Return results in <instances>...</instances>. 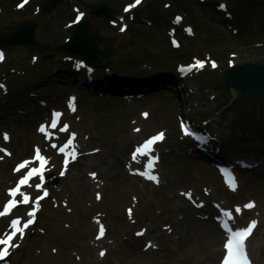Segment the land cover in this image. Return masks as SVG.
Here are the masks:
<instances>
[{"label": "rangeland", "instance_id": "374dc122", "mask_svg": "<svg viewBox=\"0 0 264 264\" xmlns=\"http://www.w3.org/2000/svg\"><path fill=\"white\" fill-rule=\"evenodd\" d=\"M218 1L64 0L42 14L44 0H0V32L32 19L39 24L36 39L51 46L41 53L14 45L0 49V81L8 93L35 83L47 101L40 105L20 91L21 104L28 107L0 110V212L15 201L0 216V239L16 232L0 251L7 248L10 264H222L226 234L215 247L212 229L218 232L227 215L240 227L252 226L249 253L253 264H264V136L246 121L250 135L240 134L229 111L239 91L225 89L211 72L206 75L214 62L217 74L246 62L264 65V17L243 28L213 11ZM96 3L111 6L115 21L90 16ZM79 20L117 38L115 53L106 60L116 70L101 71L100 77L115 73L123 89L127 81L149 86L148 77L162 82L132 94L110 86L100 95L73 89L63 73L69 62L53 48L70 37V25ZM197 61L204 66L192 68ZM179 65L187 68L185 78ZM58 66L63 80L38 78ZM17 97L0 89L5 107ZM180 120L214 130L225 157L246 164L236 170L239 188L225 185L214 160L201 158L200 148L181 135ZM69 135L78 157L60 151ZM209 137L210 147L219 144ZM153 140H160L153 150L137 151ZM37 150L45 158L44 180L33 175L20 185L41 164ZM49 173L59 177L57 185L45 182ZM38 184L43 186L37 189ZM16 187L20 193L13 197ZM29 219L34 222L24 228ZM13 220L20 222L16 228ZM259 246L262 252L255 251Z\"/></svg>", "mask_w": 264, "mask_h": 264}, {"label": "water", "instance_id": "95a60500", "mask_svg": "<svg viewBox=\"0 0 264 264\" xmlns=\"http://www.w3.org/2000/svg\"><path fill=\"white\" fill-rule=\"evenodd\" d=\"M62 0H46L43 4V12H51ZM112 8L104 3H98L92 7L91 16H103L106 19H112ZM37 24L31 21L26 22L23 26L7 33H0V46L6 48L10 45L31 47L36 50H45L49 47L47 44L39 43L35 40L34 35ZM70 32L72 37L68 43L58 47V50L68 55L84 59L89 65L96 68L106 66L103 61L113 53L112 44L114 38L103 37L98 34L89 21H83L74 25ZM107 44L105 50L99 49V44ZM224 82L228 87L238 88L245 93L258 94L264 96V66L254 63H245L228 70L224 75ZM59 178L49 176L48 182L57 185ZM0 264H10L8 258L0 260Z\"/></svg>", "mask_w": 264, "mask_h": 264}, {"label": "trees", "instance_id": "16d2710c", "mask_svg": "<svg viewBox=\"0 0 264 264\" xmlns=\"http://www.w3.org/2000/svg\"><path fill=\"white\" fill-rule=\"evenodd\" d=\"M236 6V14L238 24L240 26H247L252 18H262L264 17V0H234ZM251 106H249L248 113L244 114V109L241 106L236 108V117L238 118V127L242 128L245 125L244 117H247L248 124L254 129H264V100L259 96H250V98H245L246 101L255 100ZM261 104L262 106H259Z\"/></svg>", "mask_w": 264, "mask_h": 264}, {"label": "snow or ice", "instance_id": "6c2138e0", "mask_svg": "<svg viewBox=\"0 0 264 264\" xmlns=\"http://www.w3.org/2000/svg\"><path fill=\"white\" fill-rule=\"evenodd\" d=\"M136 3H137V4L140 3V0H136ZM222 7H223V6H222ZM203 66H204L203 62H201V61H197L196 64L192 65L191 67H192V68H195V67H203ZM189 70H191V69H189ZM57 115H59V114H57ZM51 127H52V128H56V127H57V123H56L55 121H53ZM66 127H67V126H65V128H66ZM40 130H41L42 132H44L46 129H45V128H41ZM61 130L63 131L64 129H61ZM5 139H7V136H5ZM162 139H163V138H161V140H162ZM157 141H160V140H153L152 143H151V145H153L154 142H157ZM151 145H150V146H151ZM150 146H147V147H146L145 144H143L142 149H141V148H138L137 151L147 150V149H149ZM53 147H55V145H53ZM60 151H61V152H64V151H65V147L60 148ZM36 159L41 161L40 166H39V167H33V168L31 169V171H29L28 174H27L26 176H24V178H23L22 180H20V185H25V184H27L28 181L33 177V175H38V176H40V178H41L42 181L44 180L43 172H44V169H45V165H44L43 161H44L45 158L39 154V150H37ZM22 165H23V164H22ZM23 167H25V165H23L22 168H23ZM61 175H63V172L61 173ZM148 179L153 180V181H156V180L158 179V177H157L156 175H149V176H148ZM42 186H43L42 184H38V185H36L37 189H40ZM233 187H235V185H233ZM18 193H20V188H19V187L13 188V189L11 190V195H12L13 197H15ZM43 196H44V197L48 196V192H47V191H44ZM42 198H43V197H41V199H42ZM28 200H29V197L25 195V196H24V203H27ZM14 204H15V201H14V200H13V201H10V202H9V206H8V208H5L3 212H0V216L5 215V214L8 212L9 208L12 207ZM37 207H39V203H38V202H37ZM31 215L34 216L35 213H34V212L31 213ZM33 222H34V221H33L32 219H29V220L27 221V223L24 225V228H27L28 225H31ZM19 223H20L19 220H13V221H12V225H13L14 228H16V227L19 225ZM224 227H225V228L228 227L227 222L225 223ZM21 231H22V229H21ZM15 235H16V232L14 231V232L12 233V235H10V236L7 237V239H0V245H10V243H11V241H12V239L14 238ZM237 250H239V246H237ZM7 255H8V250H7V248H5L3 251H0V258H3V257H5V256H7Z\"/></svg>", "mask_w": 264, "mask_h": 264}, {"label": "bare ground", "instance_id": "6f19581e", "mask_svg": "<svg viewBox=\"0 0 264 264\" xmlns=\"http://www.w3.org/2000/svg\"><path fill=\"white\" fill-rule=\"evenodd\" d=\"M73 151V150H72ZM81 155H83V153H81ZM248 225V224H247ZM238 224L235 222V221H233V222H231L230 223V227H231V229H233V230H239V229H242V228H238ZM248 226H251V225H248ZM236 228V229H235ZM212 233H213V238H214V240H215V242L217 243L216 245H215V247L218 245V244H220V242H221V240H219V238H220V235L221 234H224L223 233V231H220L219 229H218V232L217 231H215L214 229H212ZM161 235V234H160ZM258 250H260L261 252L263 251V246H259L258 248H257V250H255V251H258ZM220 250H216V253L217 252H219Z\"/></svg>", "mask_w": 264, "mask_h": 264}]
</instances>
